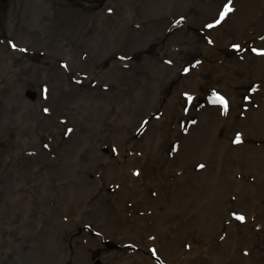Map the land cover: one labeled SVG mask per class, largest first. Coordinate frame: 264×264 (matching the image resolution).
Segmentation results:
<instances>
[{"label":"bare ground","instance_id":"1","mask_svg":"<svg viewBox=\"0 0 264 264\" xmlns=\"http://www.w3.org/2000/svg\"><path fill=\"white\" fill-rule=\"evenodd\" d=\"M209 2L193 0L200 13L184 26L189 18L174 6L187 0H0V33L10 25L19 54L5 57L0 41V235L8 248L0 264H88L98 252L103 264H147L158 249L167 258L158 264H264L262 247L259 258L246 256L264 225V0ZM102 3L119 12L107 19ZM211 18L216 43L200 46ZM166 23L175 29H156ZM87 24L97 38L90 44L80 32ZM195 56L205 58L201 66ZM61 57L68 70L38 89L44 61ZM35 123L43 132L35 137L64 150L60 161L45 148L31 153ZM72 125L78 132L58 143ZM84 135L116 141L118 155L85 149ZM46 195L56 210H47ZM86 222L132 243L123 250L133 255L115 260L100 242L88 246Z\"/></svg>","mask_w":264,"mask_h":264},{"label":"rangeland","instance_id":"2","mask_svg":"<svg viewBox=\"0 0 264 264\" xmlns=\"http://www.w3.org/2000/svg\"><path fill=\"white\" fill-rule=\"evenodd\" d=\"M90 1L91 0H89V4H90ZM120 1H122V0H120ZM196 2H198V0H195ZM210 0H205V3L207 4V5H210V6H212L211 5V3L209 2ZM192 2H193V0H187V4L186 5H188V7L186 6V8H184L183 9V7H185V6H183V7H181V6H179V5H176V6H174V8L175 9H179V8H181V10H180V13H182V15H184V14H186L187 15V17L189 18L188 20H185L184 22H183V25L184 26H186L187 24H188V22H190V21H194V20H196L198 17L195 15V14H198V13H200L199 11L197 12V8H196V6H193L192 5ZM89 4L87 3L86 5H88L89 6ZM91 5V4H90ZM102 5H104V8H102V12H101V14H104V17L105 16H107V19H110V17L115 13V11H116V8H114V5L113 4H104V3H102ZM205 5V4H204ZM224 5H226V4H224ZM227 7H231V3H230V5H227ZM1 8V7H0ZM52 8L54 9V8H57V6H55V5H52ZM194 8V10H193V12L192 13H188L191 9H193ZM204 9H203V13H209L210 12V10H209V6H205V7H203ZM48 10V9H47ZM92 10V9H91ZM116 12H119V10H117ZM43 13H45V11H43ZM106 13V14H105ZM121 15V14H120ZM119 15V16H120ZM119 18V17H118ZM41 19V18H40ZM41 20H43L44 22H47V20L46 19H41ZM41 20H38L37 22H42ZM116 21H118V19H116ZM212 21V22H211ZM211 21L210 22H208V21H206L203 25H201V26H203V27H206L207 28V30H201V31H198L199 33H201L202 34V38H199V40H200V46H202V45H205V46H208V47H210V45L211 46H214L215 45V43H216V41L214 40V39H216L217 37H218V34H216V33H214L213 31H214V29L215 28H217L218 27V23L217 22H215V21H218L217 19L215 20V18L213 19V18H211ZM91 22H94V21H92L91 20ZM169 22H171V20L169 21ZM175 22H178L179 23V21H172V23L171 24H173V23H175ZM3 23H4V26L5 27H7V28H4V30H6V31H4L3 33H0V41H1V45H5L10 51L9 52H7V48H4L3 49V55L6 57V55H7V57L9 58V56H8V53H10L9 55L10 56H14V57H16L17 58V56L19 55V54H17V49L15 50V46L14 45H16L17 44V41H18V39H16V37H15V34L13 33V34H9V32H7L8 30H11V28H9V26L10 25H7L5 22H2V25H3ZM211 23H213V24H211ZM93 24V23H92ZM171 24H168V23H166V26L165 27H163V26H157V30L158 31H165V32H167V31H169V29L170 28H166V27H168V26H170L171 28H172V25ZM21 26H23L22 24H19V25H17L16 27H14L15 28V30L18 32V33H20V31H21ZM219 28V27H218ZM175 28L173 27V29H170V30H174ZM24 30L25 29H23V32H24ZM80 32H82L85 36H84V38L87 40L86 42H87V44H90L91 42H95L96 40H97V38L95 37L96 35H95V33H94V29H91V28H89V25L87 24V26H85V27H82V28H80ZM186 32L188 33V34H193L195 31L194 30H190V29H186ZM21 34V33H20ZM10 41V42H9ZM194 42H195V40H194ZM90 46V45H89ZM123 47V43H122V46L120 47V48H122ZM88 49H91V46H90V48H87V49H85V47H83L82 48V51H81V53H80V56H78L79 57V59H83L82 61L83 62H85V60H84V58L87 60L88 58H87V56H89L90 57V52L91 51H87ZM26 50H28V51H32L31 49H30V47H26ZM6 51V52H5ZM117 51H119V50H117ZM43 52H44V50H43ZM42 52V53H43ZM2 53V52H1ZM97 55H103L102 54V51H100V53L99 54H97ZM41 55H39V57H40ZM70 57V60L71 61H73V57L72 56H69ZM196 57H199V56H195L194 58H193V60H194V64L195 65H199L200 64V66L202 65L201 64V62H204L205 60V58L203 59V58H196ZM41 58H43L42 56H41ZM118 59V61H115L118 65H120L121 67H122V60H121V58H117ZM120 59V60H119ZM87 61H89V59L87 60ZM61 62H63V63H65V64H63V63H58V61H47V60H45L44 61V64H45V70H47V71H49L48 72V74H47V76L43 79V81L42 82H39V80L37 79V80H35L39 85L37 86V88L38 89H42V85H45L46 84V86L48 87V85H50L51 83H52V81L54 80V77L57 75L58 77H59V75H61V73H60V70H68L66 67L67 66H69L70 65V63H69V60L67 59V58H63V57H61ZM52 63H55V64H57L56 66H54L53 68H52V66L51 65H53ZM3 64H5V63H3ZM9 64H10V61L8 62V64L7 65H4V69L6 68V66H9ZM84 64V63H83ZM64 65H65V67H64ZM99 65H97V67H98ZM104 67H105V65H104ZM100 68V67H99ZM105 68H107V67H105ZM103 70H105L106 71V69H104L103 68ZM88 74V72H87V70H85V72H84V75H87ZM117 74H119V73H117ZM102 76V75H101ZM102 77H99L98 78V80L100 81V79H101ZM46 79H48V80H50L51 81V83H49V82H45L44 84H43V82L46 80ZM81 79V78H80ZM101 82H102V80H101ZM79 84V83H78ZM80 84H82V83H80ZM52 85V84H51ZM105 85H111V83L110 82H108V83H105ZM53 86V85H52ZM102 88H103V86H102ZM105 89V88H104ZM46 90V92H47V94H46V97L48 98V97H50L51 95H50V93H49V89H45ZM111 90V89H110ZM109 90V91H110ZM109 91H108V93H109ZM107 92H105V94L107 95L108 94ZM2 105H4V103H2V102H0V115H4V114H6V113H4L5 112V110H4V106H2ZM46 107H47V114L51 117V116H53V111H52V105H50V104H47L46 103ZM67 118V117H66ZM112 122H108L107 124H111ZM36 124V126H37V128L35 129V130H37L38 131V133H35L34 135H33V138H32V142H35V143H39V145H32V151H31V153H37V152H41L42 150H43V148H45V149H47L48 150V153H49V155L51 156V160H52V163H53V161L55 162V160H59L60 161V156L61 155H63V153H64V150H62V149H60V148H58L57 147V145H51V139H49L48 141H42L41 139H39V138H37V137H35V136H37L38 134H39V132L41 133L42 131H41V129L40 128H38V125L39 124H37V123H35ZM30 126H31V124H30ZM70 125H68V127H69ZM18 127V126H17ZM65 128H67V125H66V127ZM77 129V127H74L73 125H72V128H70L69 130H70V132L69 133H66V135H64V134H61L60 135V137L59 138H57L56 140L58 141V143H62L63 141H65V140H63V139H65V138H70V134L72 133V137H73V134L74 133H77L78 131L76 130ZM42 134H43V132H42ZM20 135H22V134H20ZM82 135V134H81ZM83 137H87L86 135H84ZM76 138H78L77 136H76ZM72 140H73V142L75 143V141L77 140V139H73L72 138ZM113 141V143L110 141L109 142V144L108 145H103V142H101V137H87V139H86V143H85V149H90L89 147H90V145L89 144H93V145H96V148L97 147H99V151H100V153H104L105 152V150L107 151V149L109 150V151H112V153H114L115 155H118V153H119V147H120V144H118L116 141H114V140H112ZM82 143V140H80V142L79 143H77V145L78 144H81ZM83 144V143H82ZM259 145L261 144V143H258ZM257 144V145H258ZM114 148V149H113ZM82 150H83V148H82ZM92 150V149H91ZM100 153H98V152H96V150H93V152L91 153V154H93V155H97V154H100ZM106 153V152H105ZM37 155V154H36ZM87 156H82V159L84 160L85 158H86ZM42 161H43V163L44 164H46V165H48V166H50L48 163H47V159H42ZM73 163H75V164H77V162H76V160H74V162ZM31 164V163H30ZM51 166H52V164H51ZM219 165H216L215 166V168L217 169L216 171H218V172H220L221 173V171H225V167H222V166H220V168L218 169L217 167H218ZM136 170V169H135ZM135 170H134V172H135ZM37 171V170H36ZM131 172V171H130ZM226 172V171H225ZM82 174H83V176L86 178V179H91V175H90V171L88 170H82V172H81ZM132 173V172H131ZM4 175V174H3ZM113 180H115V179H113ZM113 180H112V183L114 184V182H113ZM43 183L45 182L44 180L42 181ZM50 183L52 184L53 182L52 181H50ZM58 185H61L60 183L59 184H56L55 186H56V188H58ZM45 199H46V201H47V203H48V206H47V210H48V208H51L50 209V212H52L53 210H56L57 209V207H55L54 208V199H53V197H51V195H46L45 196ZM60 199H56L55 200V202L56 203H58V201H59ZM51 204H53L52 206H51ZM157 204V203H156ZM35 206V205H34ZM60 207V206H59ZM35 208H36V206H35ZM34 208V209H35ZM260 216H264V213H260L259 214ZM209 218H207V220H208ZM106 224H107V222H105ZM56 224V223H55ZM85 224V226H89V229H90V227H91V230H92V232H91V235H89L90 237H88V240H87V242L89 241V243H91V242H93V244H91V245H88V246H93V245H95L96 243H98V242H100L101 244H102V246H105V247H103L105 250H106V252H109L110 253V255L112 256V258L114 259L115 258V260L116 259H119L120 257H122V255L123 254H126L125 256H127V257H129L130 258V256H132L133 254L130 252V251H126V252H124V248L125 247H129V246H132L133 244L131 243V244H129V243H127V242H124V244H120L117 240H115V239H113V238H111L110 236H108L107 237V234H105V231L104 232H102V231H100L99 229H96V228H94L93 226H92V223H90L91 225H89L88 224V222H86V223H84ZM223 224H224V221H222L221 220V227H220V229L223 227ZM171 228H172V226H171ZM263 228H264V225L263 226H257V229H260L261 231L260 232H256V234H255V237H254V243H253V247L255 248V249H252V248H249V250H248V253H247V258H251V261H252V259H254V258H259V254H260V252H261V248L260 247H262V249L264 248V232H262V230H263ZM155 235H153V237H154ZM159 234H157V239H159ZM162 238H163V236H162ZM2 237H1V235H0V253H2V255H4L5 254V252H7V250H8V248L6 247V246H4L3 245V243H2ZM85 242H86V240H85ZM78 243V241H76V244ZM188 243H190V242H188ZM87 246V247H88ZM117 247H118V249H117ZM139 248V247H138ZM109 249L111 250V251H109ZM123 250V251H122ZM135 250H137V249H135ZM143 251V250H142ZM73 252H75V251H73ZM84 252L86 253V251L84 250ZM243 252V251H242ZM122 253V254H121ZM89 255V259H87V260H85V262L86 263H88V264H103V262L105 261L104 260V258H103V256L102 255H105V254H102V253H100V252H98V254H88ZM134 258H133V262H136V263H140V262H142V258H135L136 256H133ZM152 257V259H150L149 260V262H147V264H158L159 263V261L160 260H162V259H165V261H166V257H165V255H164V252H161L159 249H158V251L156 252V254H153V256H151ZM170 259V258H169ZM79 260H80V257H77L76 259H74V258H71L70 260H69V263H72V264H80L79 263ZM114 260V261H115ZM89 261H91V262H89ZM84 262V263H85ZM152 262V263H151ZM162 262V261H161ZM2 263H3V261H2ZM164 264H167V262H163ZM6 264H9V263H6ZM11 264V263H10Z\"/></svg>","mask_w":264,"mask_h":264},{"label":"snow or ice","instance_id":"3","mask_svg":"<svg viewBox=\"0 0 264 264\" xmlns=\"http://www.w3.org/2000/svg\"><path fill=\"white\" fill-rule=\"evenodd\" d=\"M231 11H232V8H231V7H227V8L225 9V11L221 14L220 19L223 20L224 17H225L229 12H231ZM217 23H219V21H217ZM236 142H237V143L240 142V138H239V136H237V138H236ZM201 167H203V165H201ZM237 219L243 221V220H244V217L240 216V217H237Z\"/></svg>","mask_w":264,"mask_h":264}]
</instances>
